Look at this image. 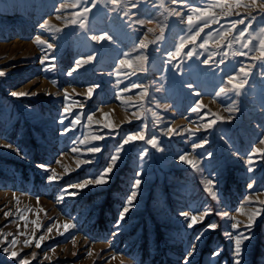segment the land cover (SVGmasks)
<instances>
[{"label": "rangeland", "instance_id": "1", "mask_svg": "<svg viewBox=\"0 0 264 264\" xmlns=\"http://www.w3.org/2000/svg\"><path fill=\"white\" fill-rule=\"evenodd\" d=\"M62 2L70 0H0V71L5 73L0 76V145L12 144L21 153L0 147V231L4 234L0 235V264H18L21 258L30 259L31 264H106L113 253L122 256L112 260L111 264H121V260L123 264H184L186 253L194 242L195 253L189 258V264H233V240L225 235L233 231L229 228L232 221L222 219L216 213L228 211L242 222L243 230L248 217L238 214L236 209L243 206L247 213L250 208L260 207L245 201L249 195L255 199L256 193H264V159L259 155L253 157L254 172H248L246 159L251 147H264L258 144V140L264 137V67L259 61L252 60L251 55L235 59L229 56L219 67L215 63L219 56L213 57L209 64H202L200 61L207 57L208 52L197 47V52L201 54L199 58L194 54L182 65V71L173 69L166 62L167 53L180 43L181 36L189 33L187 24L180 23V18L171 16L169 12L178 8L186 18L187 7H178L169 0L141 2L137 8L131 9V20H147L155 16L159 22L167 21L169 24L164 41L155 46L149 45L146 50L149 54L147 71L131 78L132 82L150 86L149 97L144 100L145 107L157 112L162 120L154 125L151 112L145 114V120L132 116L137 111L132 105L140 104L139 97L135 95L139 90L120 93L124 84L117 87L118 78L114 73L119 59L123 58L122 53L132 52L134 42L143 38L147 28L156 30L155 33H147L149 40L159 35L158 23L154 21L144 26L137 24L129 27V17L123 15L127 9L123 5L119 12H113L112 4L99 0L89 17V27L92 34L107 31L116 43H97L85 39L75 26L64 28L65 21L72 19V10L69 8L57 13L56 9ZM208 2L211 0H187V5L197 7ZM128 8H131L130 4ZM237 10L246 11L244 8ZM215 11L221 12L219 8ZM58 15L62 18L57 19ZM253 15L258 13L254 11ZM46 23L48 26L42 28L41 25ZM220 23L227 26L229 18L221 13ZM262 24L264 19L258 16L253 27ZM219 26L212 24L205 29V33L211 31L214 34L208 45L209 51L216 49L215 29ZM56 27L64 28V32L57 34ZM205 33L201 34V38ZM37 37L51 42L54 47L49 49L44 44H38ZM200 42L198 39L197 46ZM233 47L238 48L239 45L234 44ZM93 50H98L96 61L68 76L75 62ZM255 54L259 55L258 52ZM45 56L49 59L42 64ZM241 63L250 70L251 86L245 85L247 94L238 97L240 110L232 113L230 122L218 121L213 128L205 130L202 125L210 122L214 113L224 117L229 115L225 107L232 103L229 99L232 93L220 97L214 96V93L225 87L229 74L236 75L233 69ZM133 67H136L135 62ZM124 71L121 69L122 73ZM120 79L129 83L123 75ZM189 84L191 88L187 86ZM97 85L99 87L88 98L87 89ZM13 91H34L38 94L16 98L11 95ZM65 92L69 94L68 100L64 98ZM128 96H133V99L127 100ZM198 101L203 102L204 109L200 113L191 112V107ZM157 104L161 106L157 107ZM66 105L71 106L69 113L63 112ZM163 105L169 107L165 109ZM104 113H108L107 119L114 126H119L115 128L119 135L95 142L104 145L102 152L95 155L94 163L77 168L78 154L70 152L73 141L90 134L113 131L102 129ZM77 114L81 116L83 127H73L70 123ZM87 115H93L90 124L86 120ZM97 121L100 123L97 124ZM143 123H147L149 135L159 137L163 152L144 142L126 146L109 184L89 187L78 195L70 194L78 190L68 188L69 185L98 174L106 167L121 138L126 133L136 132ZM197 124L201 128L196 137H206L208 143L196 151L212 154L211 159L204 160L202 172L192 170L177 159L179 154L191 151L186 134L165 136L162 132L168 126L195 130ZM65 128L71 131L65 133ZM87 146L92 145H79L82 149ZM145 148L149 154L141 159ZM235 152L239 155H234ZM90 155L78 158L85 159ZM58 159L60 164L56 163ZM41 164L55 168L62 179L50 183L47 180L49 173L38 167ZM141 169L142 175L138 176ZM136 178H140L142 184L135 206L121 221V211ZM210 179L216 182L217 200H213L205 190ZM253 179L254 188L248 189L247 184ZM65 188L68 189L66 192ZM98 194L101 195L98 197ZM61 196H64L63 200L59 199ZM260 198L264 199V195ZM109 200L115 203L116 216L107 221L97 217V212L102 211ZM87 204L93 209L86 208ZM204 207L211 209L212 214L188 229L182 213ZM8 211L13 215L5 218L4 213ZM21 215L27 220H20ZM34 220L41 224L40 229L37 230L31 223ZM55 221L61 225L64 222L74 223L75 228L63 235L53 229L39 249L35 247V241L31 247H26L23 241L27 237L18 235L19 227V232L26 231L27 236L35 231L38 239ZM211 223L218 227L204 232L196 241L197 233ZM60 232H63L62 227ZM8 233L13 234L8 236V241L18 237L19 243L14 248L4 240ZM250 235L251 239L242 246V264H264V212L256 218ZM54 246L56 250L53 253L51 249ZM4 248H9V251L5 252ZM12 250L19 252V256L11 257L9 253ZM216 250H220V255L213 258ZM88 251H92L93 255L88 256ZM32 252L37 253L35 259L31 257ZM45 254L50 260L43 259Z\"/></svg>", "mask_w": 264, "mask_h": 264}, {"label": "snow or ice", "instance_id": "2", "mask_svg": "<svg viewBox=\"0 0 264 264\" xmlns=\"http://www.w3.org/2000/svg\"><path fill=\"white\" fill-rule=\"evenodd\" d=\"M99 0H70V2H62L56 9L57 13L61 11H67L69 8L72 10L70 15L72 17L71 20H66L64 28L69 26L77 27L84 35V38L90 41H95L97 43L108 42L110 44H115L116 40L113 38V35L109 34L107 31H104L100 34H92V29L89 27L88 21L89 17L93 13V10L97 8ZM141 2H146V0H127V3H124V0H107V3L113 5L111 11L119 12L121 10V5L127 10L123 12L124 17H129V27H133L134 25L144 26L146 24L153 23L154 21L158 23L159 27V35H155L154 39L149 40L147 33H155V29L147 28L146 31L143 33V38L137 42H134L132 47V52H124L122 53L121 59L118 61V65L115 68V75L117 76V87L121 84H124L123 88H120L119 92H129L131 89H138L139 91L135 93L136 96L140 99L139 105H132V107H136L137 111L132 113V116L136 117L139 120H145V114L151 112V116L153 118L154 125H158L162 122L161 118L159 117L158 113L152 111L145 107L144 100L145 98L149 97V87L142 83L132 82L131 78L136 76L137 73H144L147 71V64L149 62V54L147 53V49L149 45H158L159 42L164 41L165 39V30L169 28V24L167 21L159 22L158 18L153 16L147 20L144 19H136L131 20V9H135L139 6ZM172 4H178V7L183 6L187 7V14L185 18V14L178 10V8H172L169 12L171 16L180 18V23L187 24V32L189 35L181 36L180 43L173 46L172 51L167 53V63L172 66L173 69L177 71H182V65L185 61L190 60L193 58L195 54L197 58L201 55L197 52V47L203 49L205 52H208V55L205 59H202L200 63L202 64H209V61L213 59L215 56H219L220 59L217 60L216 66L219 67L222 64H225L226 58L231 56V58L235 59L236 57H249L251 55V59L255 61H259L260 65L264 67V24L259 25L257 28L253 27L254 22L257 21L258 16L261 19H264V0H211V2L206 3L204 6H197V7H190L187 5V0H169ZM131 5V8H128V5ZM160 6H163L162 4ZM220 9L221 12L218 13L215 9ZM244 8L246 11L241 12L237 9ZM257 12L258 15H253V12ZM221 13L223 17L229 18V23L227 26L221 24ZM60 15L57 16V19H61ZM212 24H219L220 26L215 29V42H216V49L214 51H209L208 45L210 40L213 39V32L209 31L205 33L206 28H210ZM47 23L41 25L42 28L47 27ZM64 28H55V32L57 34L63 33ZM251 29V31H250ZM205 33L204 37L201 38V34ZM247 34V35H246ZM201 40V42L197 46V40ZM227 39V42L224 41ZM38 44H44L47 48L52 49L54 45L46 40H42L40 37L36 38ZM238 44V48H234L233 45ZM192 45L191 48L188 46ZM188 49L185 51V49ZM139 52L138 55H133V53ZM259 53L256 55L255 53ZM98 55V50H93L92 52L88 53L87 55L81 57L75 62V67L71 69L67 73L68 76H72L74 72L78 71L80 68L92 64L96 61ZM49 57L45 56L41 63H45L48 61ZM54 60L55 57H52ZM174 61H177L174 63ZM134 62L136 67L134 68ZM50 67H54V65H50ZM255 67V65H253ZM121 69H125L123 73ZM48 70V69H45ZM236 75L229 74L228 79L226 81L225 87L219 89L218 92L214 93V96L220 97L222 94L227 96L228 93H232L229 96V99L232 100V103L225 107V111L229 112L227 117L220 116L218 114H213V118L210 122L204 123L202 127L207 130L213 128L218 121L220 122H230L233 119L232 113L238 112L239 109V101L238 97L241 95H246L247 90L245 89V85H249V77H250V70L247 69L243 63L238 65L236 68L233 69ZM5 73L0 71V76H3ZM127 77L129 83H125L124 79H120L121 76ZM56 83V81H53ZM228 85H231L229 88ZM189 88L192 87L191 84L187 85ZM97 86H90L87 89L86 96L91 98L93 93L95 92ZM243 90V91H242ZM36 92H21V91H13L11 95L16 98L26 97L30 95H37ZM51 95V93H48ZM119 98V93L117 94ZM199 95V93H197ZM65 100H68L69 94L65 92ZM133 96H128L127 100L131 101ZM123 102V101H122ZM151 102V101H149ZM73 103H79V101H74ZM82 106V105H81ZM161 105L157 104V107ZM165 109H167L168 105H163ZM204 104L202 101H198L195 103L193 107H191L190 111L193 113H200L202 109H204ZM71 111V106H65L63 108L64 113H69ZM94 115V114H93ZM93 115H87L86 120L89 124L93 121ZM108 113H104L105 122L102 125V129H110L113 130L107 134H90L83 138L75 139L73 141L74 146L70 149V152L78 154L79 156H84L86 154H91L89 158L79 159L77 157L76 166L80 168L82 165H90L95 161V155L102 152L104 145L102 143H95L104 141L107 137L114 138L116 135H119L118 132L115 131V128L119 126H114L111 121L107 119ZM203 119V116H201ZM131 123V120L128 121ZM63 123V120L61 121ZM71 125L75 127L76 125H84L81 124V116L77 114L74 119L70 121ZM100 122L97 121V124ZM201 125L197 124V128L195 130L183 127L180 129L168 126L162 130L163 135L165 136H185L190 142L191 151L181 153L178 155L177 159L188 166L196 172L203 171V162L205 159H211V153H197V149H201L208 143L206 137H196V132L200 131ZM148 125L147 123H143L136 132L134 133H126L120 140V142L116 145L113 150L112 155L109 157L108 163L106 167H104L98 174L95 176H88L83 178L82 180L78 181L75 184L69 185L68 188H73L78 191L70 193L71 195H78L80 191L88 189L89 187H102L107 185L111 182V175L116 170L118 163L121 161L124 151L126 150V146L134 145L138 142H144L146 145H150L153 149L159 152H163L164 149L160 145L159 137L157 135H149L147 133ZM71 131L70 128H65V133ZM92 145L87 146L85 148L79 147V145ZM259 145H264V137L258 140ZM0 147H6L8 149H13L17 152V154H21L18 148H14L12 144L7 145H0ZM148 149L145 148L142 151L140 156L141 159H144L148 156ZM234 155H239L238 152L233 153ZM259 155L261 159H264V147L254 146L248 150L246 163L248 165V172H254L255 169L252 167L254 164L253 157ZM57 164H60L61 161L58 159L56 161ZM41 169L45 172L49 173L47 176V180L50 183L57 182L59 179H62L61 176L57 173L55 168H50L47 165H39ZM68 169L65 167V172ZM142 175V169L138 173V176ZM142 184V180L140 178H136L133 181V186L130 194L126 198V204L121 211V215L119 219L122 221L126 214L130 211L132 207L135 206L134 202L137 198L139 193L140 187ZM255 181L254 179L251 180L247 187L248 189L254 188ZM208 187L205 189L206 192L209 193L213 200L218 199L217 191H215L216 182L213 179L208 181ZM68 189L65 188L64 191L66 192ZM264 195V193H256L255 199L253 195H249L246 198L245 203L247 204H258L260 207L252 209L250 208L247 213H245V208L243 206L236 209L238 214H246L248 217V221L246 224L243 225V230H241V221L237 220L235 216L231 215L228 211L217 212L216 214L221 216L222 219L230 220L232 223L229 224V228L232 229V232H226L225 235L228 236L230 239L233 240V264H242V257H243V245L245 241H249L251 239L250 231L256 222V218L264 212V199H261L260 196ZM60 200L64 199V196L59 197ZM17 203L19 200L17 198ZM211 209L204 207L203 209H193L191 212H183L182 215L184 216L185 220L187 221V228L192 229L198 223H202L206 217L211 215ZM5 218L12 216V212L8 211L4 213ZM39 214L37 213V216ZM20 220H27L26 216H19ZM33 223L36 226V229L41 228V224L38 221L34 220ZM7 227V225H5ZM63 228V232H60V228ZM218 227L217 224L211 223L201 229L196 236V241L203 236L204 232L208 230H215ZM75 228L74 223L64 222L62 225L55 221L51 225L46 228V233L41 234L39 238H36V232L33 231L31 236H27V232H19V227L17 229L19 236H26L27 238L23 241L26 247H31L33 241H35V247L37 249L42 247V242L45 241L46 235L51 234L53 229H56L57 233L63 235L64 233L68 232L70 229ZM116 228H119V224L116 225ZM25 229H27V224H25ZM114 233L113 235H116ZM0 235H4L2 231H0ZM8 236H13L12 233H8L4 236V240L9 244V247L14 248L18 243V237H14L11 241H8ZM74 239V238H73ZM5 252L9 251V248L3 249ZM56 250L55 246L52 247L51 251L54 253ZM103 251V250H102ZM195 253V242L190 247L189 251L186 253V257L184 260V264H189V258H191ZM10 256L16 258L19 256V252L12 250ZM88 256H92V251H88ZM220 255V250H216L213 253V258ZM37 256L36 252L31 253L32 259H35ZM118 256H122L120 253H113L106 264H111L112 260H116ZM44 260H50V257L45 254L43 257ZM18 264H31V260L28 258H21L18 261ZM121 264L123 261L121 260Z\"/></svg>", "mask_w": 264, "mask_h": 264}, {"label": "trees", "instance_id": "3", "mask_svg": "<svg viewBox=\"0 0 264 264\" xmlns=\"http://www.w3.org/2000/svg\"><path fill=\"white\" fill-rule=\"evenodd\" d=\"M39 184H40V182L37 180V186H39ZM101 194H98V197L100 196ZM80 204H83V202L82 203H80ZM114 205H115V203L113 202V201H111V200H109V202L107 201L105 204H104V206L102 207V211H100V212H97V217H99L100 219H102V217H103V219H105V220H107V221H110L111 220V218H113V217H115L116 215H115V211H114ZM68 208H71V207H68ZM86 208H90V209H93L92 208V205H90V204H87L86 205ZM95 211V210H94ZM95 213V212H94ZM108 223V222H107ZM109 224H107L106 226H108Z\"/></svg>", "mask_w": 264, "mask_h": 264}]
</instances>
